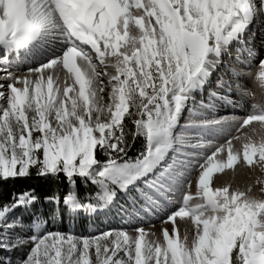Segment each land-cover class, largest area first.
<instances>
[{
	"label": "snow or ice",
	"instance_id": "1",
	"mask_svg": "<svg viewBox=\"0 0 264 264\" xmlns=\"http://www.w3.org/2000/svg\"><path fill=\"white\" fill-rule=\"evenodd\" d=\"M237 166L264 173V0H0V264H264Z\"/></svg>",
	"mask_w": 264,
	"mask_h": 264
},
{
	"label": "bare ground",
	"instance_id": "2",
	"mask_svg": "<svg viewBox=\"0 0 264 264\" xmlns=\"http://www.w3.org/2000/svg\"><path fill=\"white\" fill-rule=\"evenodd\" d=\"M217 175L220 176L222 181L230 180L234 185L240 187H247L249 184H254L257 177L264 179V173H261L258 169H250L247 166H237L234 173L231 170H226V173Z\"/></svg>",
	"mask_w": 264,
	"mask_h": 264
},
{
	"label": "trees",
	"instance_id": "3",
	"mask_svg": "<svg viewBox=\"0 0 264 264\" xmlns=\"http://www.w3.org/2000/svg\"><path fill=\"white\" fill-rule=\"evenodd\" d=\"M29 185H28V182H24V181H18L16 183V185L14 186V190L16 191H20V190H23L25 188H27ZM11 187V186H10Z\"/></svg>",
	"mask_w": 264,
	"mask_h": 264
},
{
	"label": "rangeland",
	"instance_id": "4",
	"mask_svg": "<svg viewBox=\"0 0 264 264\" xmlns=\"http://www.w3.org/2000/svg\"><path fill=\"white\" fill-rule=\"evenodd\" d=\"M154 227H155V228H158V227H159V223L156 222V223L154 224Z\"/></svg>",
	"mask_w": 264,
	"mask_h": 264
}]
</instances>
